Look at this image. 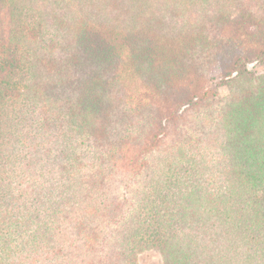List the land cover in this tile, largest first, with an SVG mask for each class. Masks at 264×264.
I'll return each mask as SVG.
<instances>
[{
	"label": "trees",
	"instance_id": "obj_1",
	"mask_svg": "<svg viewBox=\"0 0 264 264\" xmlns=\"http://www.w3.org/2000/svg\"><path fill=\"white\" fill-rule=\"evenodd\" d=\"M264 264V0H0V264Z\"/></svg>",
	"mask_w": 264,
	"mask_h": 264
},
{
	"label": "rangeland",
	"instance_id": "obj_2",
	"mask_svg": "<svg viewBox=\"0 0 264 264\" xmlns=\"http://www.w3.org/2000/svg\"><path fill=\"white\" fill-rule=\"evenodd\" d=\"M137 264H162V260L158 251L146 249L138 253Z\"/></svg>",
	"mask_w": 264,
	"mask_h": 264
}]
</instances>
